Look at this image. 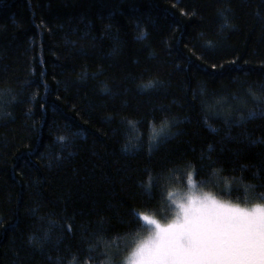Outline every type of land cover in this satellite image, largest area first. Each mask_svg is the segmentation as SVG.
<instances>
[{
	"label": "trees",
	"instance_id": "obj_1",
	"mask_svg": "<svg viewBox=\"0 0 264 264\" xmlns=\"http://www.w3.org/2000/svg\"><path fill=\"white\" fill-rule=\"evenodd\" d=\"M190 173L264 205V0H0V264H125Z\"/></svg>",
	"mask_w": 264,
	"mask_h": 264
},
{
	"label": "snow or ice",
	"instance_id": "obj_2",
	"mask_svg": "<svg viewBox=\"0 0 264 264\" xmlns=\"http://www.w3.org/2000/svg\"><path fill=\"white\" fill-rule=\"evenodd\" d=\"M194 177L187 176L193 189ZM178 207L177 220L167 227L140 217L142 227L154 226V235L135 249L130 264H264V206L246 210L205 195Z\"/></svg>",
	"mask_w": 264,
	"mask_h": 264
},
{
	"label": "rangeland",
	"instance_id": "obj_3",
	"mask_svg": "<svg viewBox=\"0 0 264 264\" xmlns=\"http://www.w3.org/2000/svg\"><path fill=\"white\" fill-rule=\"evenodd\" d=\"M205 195L211 197L212 199H215L217 202L221 203V204H225V205H229L231 207H238V208H241V209H246V210H251L257 206H264V205H257V206H253L251 208H245L243 206H239V205H236V204H233V203H230V202H227V201H222L220 199H218L216 196H214L213 194L209 193V192H205L203 191L202 189H200L199 187H196L195 189L191 188V186H189L188 184L186 185V191L184 193L183 196H171L170 199H172L173 197V200H172V204H173V207L175 209V215L173 216V218L171 220H169L168 222H162L154 217H151V216H148V215H141L140 217H143V216H147L149 219H154L157 223H159L162 227H167L168 225L170 224H173L176 220H177V215L178 213L180 212V208L178 207V204L180 203H185L189 197H194V198H198V199H202ZM141 219V223L142 225H145V221ZM147 232L146 236L141 238L138 245L136 246V248L142 244V243H145L147 241H149L152 236L154 235V226H147V229L144 228ZM135 248V249H136ZM135 249L133 250V252L135 251ZM132 253H130L126 260H125V264H130V257L132 256Z\"/></svg>",
	"mask_w": 264,
	"mask_h": 264
}]
</instances>
